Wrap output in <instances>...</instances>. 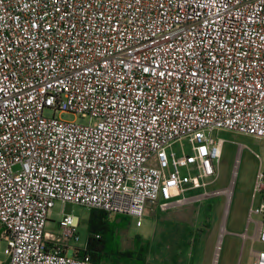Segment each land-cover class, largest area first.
I'll list each match as a JSON object with an SVG mask.
<instances>
[{"label": "built area", "instance_id": "obj_1", "mask_svg": "<svg viewBox=\"0 0 264 264\" xmlns=\"http://www.w3.org/2000/svg\"><path fill=\"white\" fill-rule=\"evenodd\" d=\"M216 130L264 139V0H0V264H96L55 202L140 228L206 194Z\"/></svg>", "mask_w": 264, "mask_h": 264}, {"label": "rangeland", "instance_id": "obj_2", "mask_svg": "<svg viewBox=\"0 0 264 264\" xmlns=\"http://www.w3.org/2000/svg\"><path fill=\"white\" fill-rule=\"evenodd\" d=\"M59 118L65 121L77 119L68 114ZM213 135L222 138L224 144L217 165V179L208 186L206 194H190L194 197L165 211L150 206L140 228L135 227L134 219L128 218L126 229L116 235L120 249L131 248V240L139 235L158 245L182 243L187 250L181 252L184 256L179 264H209L215 256V264H252L250 248H264V245L254 241L256 236L250 237L251 223L261 218L247 215L250 207L254 209L258 206L264 193V139L224 130H216ZM179 150L189 153L184 142L172 144L166 152L178 154ZM257 173L262 174V179L257 178ZM256 185L260 187V192L254 190ZM61 208L63 214L78 219L76 230L80 240L71 246L83 247L89 211L85 208L69 203L61 206V203L55 202L47 216L45 231L61 233L57 227L62 216ZM116 217L119 216L108 215L109 220ZM251 240L254 241L252 245ZM5 248L6 243L0 240V262L3 263L6 261Z\"/></svg>", "mask_w": 264, "mask_h": 264}, {"label": "trees", "instance_id": "obj_3", "mask_svg": "<svg viewBox=\"0 0 264 264\" xmlns=\"http://www.w3.org/2000/svg\"><path fill=\"white\" fill-rule=\"evenodd\" d=\"M262 195L264 197V193ZM127 225V217L119 216L109 220L105 212L90 209L86 221L85 248L78 255H86L96 264H146L149 241L136 235L131 240V248L122 250L118 245L117 232L126 229Z\"/></svg>", "mask_w": 264, "mask_h": 264}, {"label": "crops", "instance_id": "obj_4", "mask_svg": "<svg viewBox=\"0 0 264 264\" xmlns=\"http://www.w3.org/2000/svg\"><path fill=\"white\" fill-rule=\"evenodd\" d=\"M196 193H199V192H196ZM192 197H194V196H191L190 194H188L186 196V201ZM262 198H263V195H262V197H260V200ZM248 210H247V215H248ZM260 220L261 219L254 220V222L251 223L252 224V235L250 237L257 235ZM241 236H243V234ZM254 241H255V239H254ZM250 242L252 245V243H253L252 240ZM184 248H185V246L182 243H173L172 242V243L168 244L167 246L166 245L164 246V245L154 244V243L149 241V251L146 255V261L145 262H146V264H169V263L170 264H179L181 262V258L184 256V255H182L184 253H181V252L187 250ZM250 250H251V248H250ZM215 257L211 261L212 263H209V264H215ZM252 261H253V258H252Z\"/></svg>", "mask_w": 264, "mask_h": 264}, {"label": "bare ground", "instance_id": "obj_5", "mask_svg": "<svg viewBox=\"0 0 264 264\" xmlns=\"http://www.w3.org/2000/svg\"><path fill=\"white\" fill-rule=\"evenodd\" d=\"M230 193H229V191H228V195H229Z\"/></svg>", "mask_w": 264, "mask_h": 264}]
</instances>
